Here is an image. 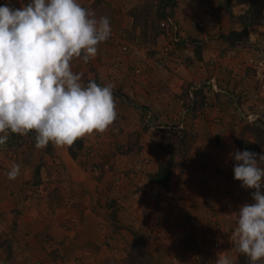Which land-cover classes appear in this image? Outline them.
Listing matches in <instances>:
<instances>
[{"label": "crops", "instance_id": "obj_1", "mask_svg": "<svg viewBox=\"0 0 264 264\" xmlns=\"http://www.w3.org/2000/svg\"><path fill=\"white\" fill-rule=\"evenodd\" d=\"M91 1L97 18H110L111 35L94 59L74 58L72 71L81 74L83 86L101 72L99 82L114 86L117 118L105 132L82 138L87 158L74 159L68 146L51 142L37 149L29 136L19 153L12 144L0 148V264L41 258V264H61L55 247H77L76 233L88 235L84 248L107 246L102 235L115 223L119 250L127 248L131 230L153 258L168 264L216 263L212 238L220 244L217 253L238 261L230 235L241 205L255 202V189L234 179L232 154L242 151L236 142L249 116L264 125V34L237 36L244 25L223 0H177L170 12L180 20L183 39L175 45L161 32L152 51L137 27L145 0ZM5 4L27 2L0 0ZM101 152L105 161L95 171L81 160ZM182 152H188L185 160ZM172 153L179 155L173 173L153 178ZM17 164L19 175L9 179ZM10 244L11 257L3 253Z\"/></svg>", "mask_w": 264, "mask_h": 264}, {"label": "clouds", "instance_id": "obj_2", "mask_svg": "<svg viewBox=\"0 0 264 264\" xmlns=\"http://www.w3.org/2000/svg\"><path fill=\"white\" fill-rule=\"evenodd\" d=\"M111 35L110 18L96 17L78 0H31L14 8L0 5V133L26 135L35 130L37 149L51 142L71 147L78 139L105 132L116 118L113 85L89 81L71 62L87 63ZM258 117L249 116V123ZM8 136L0 135V145ZM234 179L255 189L254 203L241 205L230 240L249 264L264 261V153L237 150ZM14 165L9 179L19 175ZM216 264H237L222 252Z\"/></svg>", "mask_w": 264, "mask_h": 264}, {"label": "rangeland", "instance_id": "obj_3", "mask_svg": "<svg viewBox=\"0 0 264 264\" xmlns=\"http://www.w3.org/2000/svg\"><path fill=\"white\" fill-rule=\"evenodd\" d=\"M88 1L89 0H86V3H84L83 7L94 11L95 10L94 2L90 0V3H87ZM223 1L227 11H229V13L231 14H236L244 25L243 31L237 34V36L238 35L240 36L242 34L247 35L250 33L251 30H253L254 33L259 32V34H264V0H252L253 1L252 6H250L248 3L241 2V0H223ZM26 2L28 4L29 2H31V0H26ZM176 5H177V0H145V3H142L141 6L138 8V13L136 16L138 20L137 27H139L141 30V35L142 38L144 39L143 41L145 42V45H149L152 51H153L152 46L154 42L157 43L156 42L157 33L158 31H160L161 28L159 24L160 20L164 18L163 16L166 13L168 14L169 10H172V12L175 13V11L173 10ZM170 7L173 8L171 9ZM255 12H258V14H255ZM173 16L175 17V15ZM176 19L181 27L180 20L178 18ZM253 19L257 21L262 20V23L250 26V23L253 21ZM123 47L124 46L121 47L123 52L126 51L128 52L129 49L124 50ZM98 48H100V45H98ZM97 60L99 61V58ZM96 74L97 76L93 78L92 81H95L102 86L103 84L99 82V78H101L100 77L101 72ZM5 134L8 136V140L4 145H0V148L12 144L15 147L14 148L15 153L16 152L19 153V150H21L17 147H19V144L21 142H24L23 139L25 138V141H27V137L25 136H29L30 137V138L28 137L29 139L32 138L35 139L36 137L35 130L29 132L26 135L11 133L10 131L6 133H0V135H5ZM178 143H180V141H178ZM181 143L180 145L184 144L183 147L190 145V142L188 141H181ZM236 143L239 147H241L242 151L249 150L256 153H260L261 149L264 146V125H261L256 121H254V123L245 122L242 127L241 135L237 138ZM78 144L79 142L77 140L71 147H68L69 154L72 155L74 159H79L81 155L87 154V153L84 154L83 151H81V148H78ZM47 148L48 147H46L45 149ZM72 153H74L75 155H73ZM88 154H90L88 159L82 158L81 160L85 162L87 165L88 162L91 161V163H89L91 165V166L89 165L91 167L90 168L91 171H95L96 170L95 167H99L100 165L101 167L103 166L105 161L104 158L105 154L103 152L88 153ZM180 155L181 158L185 160L186 157L188 156V152H182ZM178 156L177 154L172 153L171 158L167 161L165 165V173H163L162 176L164 175L168 177L173 173V170L175 169L174 167L178 162L177 161ZM37 173L38 170H35V175H39ZM112 220L114 224L115 221L114 216L112 217ZM217 224L218 223H216L215 225L219 229ZM117 230L118 229H116V223H115L114 228L111 230L110 233L102 235L104 236L103 240L106 241L107 246L105 245L101 246L100 243L98 242L96 243L95 249L84 248L83 246L87 241L88 235L87 234L85 235L84 233H76L75 239H76V244L78 246L76 247L75 244L72 243L73 245L72 248L59 249L55 247V257L61 259V264H67V263L117 264V262H121V261L124 262L125 264H168L163 261H159L160 259L153 258L152 254L145 249V239L141 236L139 232H132L130 230L129 232L132 233L133 238L127 243V248L123 250L117 249L116 248ZM99 237L100 235L96 234L95 238L97 240H100ZM211 242H212V250L210 254L216 256L217 250L220 247H216L214 245L215 241L213 240V238ZM38 251L39 250H37L33 254L35 259L41 258V254ZM13 252L14 250L12 249L11 244H10V248H7L4 245L3 248L4 255L11 257ZM40 262H44L43 258H41V260L36 261L35 264H41ZM212 264H216V263H212ZM237 264H249L247 257L238 253ZM257 264H264V261H259L257 262Z\"/></svg>", "mask_w": 264, "mask_h": 264}, {"label": "built area", "instance_id": "obj_4", "mask_svg": "<svg viewBox=\"0 0 264 264\" xmlns=\"http://www.w3.org/2000/svg\"><path fill=\"white\" fill-rule=\"evenodd\" d=\"M161 29H162V34H164V36H170V39L174 42L172 44L179 43L182 39H183V34L181 33L180 30V25L177 22V19L173 16V14L170 12V10L168 11V14L162 18L159 22ZM124 50H128V46H124L123 47ZM162 48L166 51L169 52L171 51V46L170 43H165ZM212 86L214 88H217V82L214 81V83L212 84ZM195 90V88L192 86L190 88L191 93ZM193 104H190V109L193 107ZM181 126H184L185 124V120L181 121ZM214 245L216 247H220V244L218 242H215Z\"/></svg>", "mask_w": 264, "mask_h": 264}, {"label": "trees", "instance_id": "obj_5", "mask_svg": "<svg viewBox=\"0 0 264 264\" xmlns=\"http://www.w3.org/2000/svg\"><path fill=\"white\" fill-rule=\"evenodd\" d=\"M241 2L248 3L250 6L253 5V1L252 0H243V1L241 0ZM255 14H258V12H255ZM166 15H167V13L163 17H165ZM261 23H262V20H258L257 21L255 19H253V21L250 23V26H253V25H256V24H261ZM161 31L162 30L160 28V31H158V33H157V36L161 34ZM239 33H236V35L239 34ZM78 142H79L78 148H81L83 146L82 138L78 139ZM72 154L75 155L74 153H72ZM165 165H166V163L163 166H161L159 173L156 174L153 178H155L158 181H163V180H166L169 177V176L167 177V176H164V175L162 176V174L165 173Z\"/></svg>", "mask_w": 264, "mask_h": 264}]
</instances>
